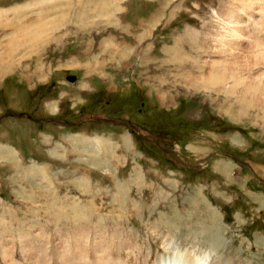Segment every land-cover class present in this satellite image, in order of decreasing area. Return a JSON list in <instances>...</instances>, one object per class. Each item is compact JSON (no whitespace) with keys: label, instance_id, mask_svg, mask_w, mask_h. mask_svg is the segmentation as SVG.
Here are the masks:
<instances>
[{"label":"rangeland","instance_id":"1","mask_svg":"<svg viewBox=\"0 0 264 264\" xmlns=\"http://www.w3.org/2000/svg\"><path fill=\"white\" fill-rule=\"evenodd\" d=\"M17 1L5 7L30 2ZM40 1L42 22L19 37L54 33L60 43L0 46V264H75L65 254L80 250L97 263L104 239L114 262L155 264L157 232L214 261L264 264V121L232 112L225 90L195 81L200 70L185 78L190 64L181 69L164 49L182 47L200 0H120L116 13L100 5L67 35L59 27L87 10ZM201 1L210 19L219 0ZM141 22H154L143 38L132 30ZM144 244L150 258L137 252Z\"/></svg>","mask_w":264,"mask_h":264},{"label":"bare ground","instance_id":"2","mask_svg":"<svg viewBox=\"0 0 264 264\" xmlns=\"http://www.w3.org/2000/svg\"><path fill=\"white\" fill-rule=\"evenodd\" d=\"M7 1L8 0H0V18L2 14L7 16V14L13 12L14 15L10 18V14V16L8 15L5 18V21L3 20L0 22V46L6 48L23 45L38 47L39 45H48L50 43L55 45L60 43V39L55 36L53 30V36L47 39L35 37L38 35L29 39H23L25 38L24 36H22L23 38L19 37V32L22 31L21 29L31 28V26L42 22L43 19H41L40 14L44 10L43 5L46 4V2L40 0H36V2L35 0H26L24 2H30L20 3L22 4L21 6L19 4L14 7H5L10 5V3L7 4ZM118 1L120 2V0H66L65 2L69 11L74 13L75 10L78 9L79 13L76 12L75 14L85 15L87 10L88 14L78 21L72 19L75 20L76 23L70 21L71 24L66 23L59 28H65V35L70 32L71 27L83 30L81 27L82 23L88 17H93V11L95 10V13H97V11H99L97 10L98 6L100 5L103 6L102 8L106 6V10L109 9L111 13L124 10L126 7L119 4ZM169 1L171 0H166L164 5L167 6ZM174 1L176 0H172V2ZM183 1H185V5L190 2V0ZM202 3L201 0L195 3L197 4L195 10L199 22L193 26L189 23L186 24L185 31L189 35L185 38L187 40L182 43V47L181 44L176 42L175 46H166L164 49H166V51L168 50L167 52L170 55L171 61L177 60L176 62L179 64L181 62L182 66L179 65L181 69L183 67L184 70L186 67L185 65L190 64L186 69L189 76L187 75L185 78H192L191 72L193 69V71H195V69L196 71L200 70L198 71L199 73L204 72L205 74L201 78L195 75V81L200 80L201 83L207 84V86H214L219 89L221 87V89L225 90V96L232 101L229 105L232 112H238L239 109L240 115H248L250 121H256L259 118L264 121V0H219L217 6H211L213 13L211 17H209L210 19H208V14H201L203 6H200V4ZM161 12L152 14L151 18L153 19L151 21L160 19V17L163 16V11L161 10ZM113 16L115 17V14L109 17ZM197 17L195 20H198ZM52 22L53 21L50 23ZM201 22L204 23V25L202 29L198 31L197 27ZM144 23L145 22H141L140 25L138 24L139 26H135L137 28L132 29L134 31H143V33L139 35L140 38H143L142 36L150 29H148V27L154 25V22H149L147 25ZM74 25L76 26L74 27ZM83 27L86 28V26ZM51 29H54V27H50L48 33H51ZM57 30L60 29L57 28ZM113 30L114 29H110L109 31L113 33ZM39 31L40 30H37L36 33ZM89 31L91 32V30ZM194 33L196 35L193 37L192 34ZM54 36L55 38H53ZM189 46L191 47L188 48ZM194 46L198 47L199 51L193 52ZM208 52H210L214 58L210 62L204 61V65L201 66L202 56L206 55ZM188 68L190 73H188ZM255 125H258V123ZM123 139L126 144L132 141L131 137L127 134L124 135ZM0 153L4 154V152ZM231 164V162H222L219 165L220 168L224 167V173L229 174L231 170L229 165ZM155 238L158 240L156 244L164 251L156 258L155 264H234L230 258L217 259L216 261H214V259L211 260L212 255L210 251H202L200 248L191 249L182 244H178L176 238L172 237L169 233L157 232ZM102 241L104 242H101L99 247L95 249L98 254H102L96 260L97 263L87 262V253L85 251L80 250L65 255L69 262H75V264H83V260H86V262L84 261L85 264H109V262H112L110 264H122L124 261L120 258H116L118 262H114L115 260L112 261L110 259L111 254H103L110 245L105 243L107 242L105 239ZM127 243L130 242L127 240L125 244ZM128 245L129 244H127V246ZM143 246L136 247L137 252L141 255L144 253L143 255H145L146 258H150L153 254V245L149 247L144 244ZM83 252L84 254H82ZM125 262L128 264L126 260Z\"/></svg>","mask_w":264,"mask_h":264},{"label":"crops","instance_id":"3","mask_svg":"<svg viewBox=\"0 0 264 264\" xmlns=\"http://www.w3.org/2000/svg\"><path fill=\"white\" fill-rule=\"evenodd\" d=\"M72 124H74V123L72 122ZM76 124H77V122H76ZM193 143L195 144L196 148H200V149H204V148H206L208 146L206 143H204V142H202V141H200L198 139H194ZM160 147H161V145H160Z\"/></svg>","mask_w":264,"mask_h":264},{"label":"water","instance_id":"4","mask_svg":"<svg viewBox=\"0 0 264 264\" xmlns=\"http://www.w3.org/2000/svg\"><path fill=\"white\" fill-rule=\"evenodd\" d=\"M75 79H76V76H74V75H71L69 77V80H75ZM0 119H2V118H0ZM129 128H131V129H129L130 131H133L131 126Z\"/></svg>","mask_w":264,"mask_h":264},{"label":"flooded vegetation","instance_id":"5","mask_svg":"<svg viewBox=\"0 0 264 264\" xmlns=\"http://www.w3.org/2000/svg\"><path fill=\"white\" fill-rule=\"evenodd\" d=\"M70 121V120H69Z\"/></svg>","mask_w":264,"mask_h":264}]
</instances>
